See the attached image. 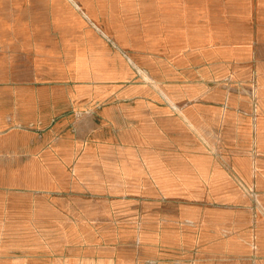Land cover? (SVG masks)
Masks as SVG:
<instances>
[{"label": "crops", "instance_id": "1", "mask_svg": "<svg viewBox=\"0 0 264 264\" xmlns=\"http://www.w3.org/2000/svg\"><path fill=\"white\" fill-rule=\"evenodd\" d=\"M0 264H264V0H0Z\"/></svg>", "mask_w": 264, "mask_h": 264}, {"label": "rangeland", "instance_id": "2", "mask_svg": "<svg viewBox=\"0 0 264 264\" xmlns=\"http://www.w3.org/2000/svg\"><path fill=\"white\" fill-rule=\"evenodd\" d=\"M110 207H112V209H113V213L115 214V213L117 212V210H116V209H114V207H113V206H110ZM125 213H126V211H125Z\"/></svg>", "mask_w": 264, "mask_h": 264}]
</instances>
